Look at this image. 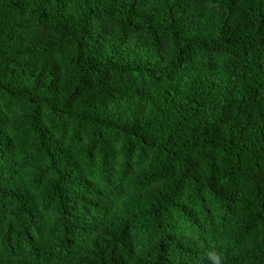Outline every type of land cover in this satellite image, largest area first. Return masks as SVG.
Wrapping results in <instances>:
<instances>
[{"label":"trees","instance_id":"obj_1","mask_svg":"<svg viewBox=\"0 0 264 264\" xmlns=\"http://www.w3.org/2000/svg\"><path fill=\"white\" fill-rule=\"evenodd\" d=\"M264 264V0H0V264Z\"/></svg>","mask_w":264,"mask_h":264},{"label":"clouds","instance_id":"obj_2","mask_svg":"<svg viewBox=\"0 0 264 264\" xmlns=\"http://www.w3.org/2000/svg\"><path fill=\"white\" fill-rule=\"evenodd\" d=\"M208 264H225L226 257L222 250L213 247L204 253Z\"/></svg>","mask_w":264,"mask_h":264}]
</instances>
